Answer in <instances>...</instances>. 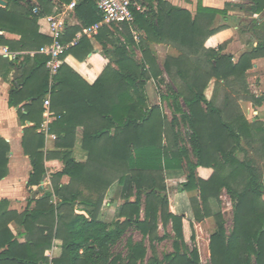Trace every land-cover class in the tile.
<instances>
[{
    "label": "trees",
    "instance_id": "obj_1",
    "mask_svg": "<svg viewBox=\"0 0 264 264\" xmlns=\"http://www.w3.org/2000/svg\"><path fill=\"white\" fill-rule=\"evenodd\" d=\"M6 1V6L0 5V30L19 34L21 38L8 40L0 35V44L15 52L40 50L51 41L39 32L38 25V19L51 12L49 7L34 13L33 0ZM251 1L253 4L245 7L250 14L264 13V0ZM231 7L232 3H227L225 9L200 4L194 13L160 1L157 7L149 6L146 11L134 9L133 25L147 37L137 44L131 30L133 25L122 24L125 42L108 26L100 29L97 39L112 57L97 81L86 84L82 90L87 111L97 114L92 128L86 127L84 131L86 162L75 161L69 149L46 155L42 150L44 135L38 129L43 121L46 95L51 91L55 97L64 90L70 70L65 57L72 53L84 60L93 51V45L88 37L82 36L69 47L62 56L63 63L52 88L46 67L48 57L34 55V67L20 81L23 88L32 79L35 82L25 105L29 112L25 117L35 125L26 129L24 137L25 153L33 167L28 183L33 197L21 214L0 212V264H202L198 249L190 251L187 245L196 237L194 222L170 211L164 177L165 170L170 168L186 171L185 181L173 189L198 191L190 198L195 219L215 220L216 230L210 240L212 264H264V173L243 144L245 140L250 143L253 130L264 133V123H251L246 118L238 104L242 98L226 94L218 104L215 91L211 97L207 92L213 81L226 87L235 82L244 84L254 59L264 56V38L260 36L258 45L243 52L237 60L222 53L224 44L218 49L204 46L207 38L222 28L215 26L217 16L226 15ZM75 10L81 24L70 27L63 35L64 41L102 19L97 0H82ZM260 19L243 23L241 31L256 35L263 25ZM149 42L171 44L179 53L168 55L160 64ZM132 46L140 48L142 56L137 58ZM30 59L26 56L25 62ZM6 60L11 66H18L17 58ZM73 75L81 78L75 72ZM152 79L160 88L164 87L155 100L150 91ZM23 88L12 91L11 104ZM244 89L247 90L246 85ZM247 99L256 106L264 104V95ZM162 101L168 103L171 116L162 111ZM65 109L69 112L67 106ZM59 118L50 127L52 132L54 126L64 123L65 117ZM178 120L182 121L184 131L176 130ZM180 136L186 142L182 148L178 144ZM57 138L65 137L58 133ZM259 139L264 156V134ZM56 144L59 145L58 139ZM9 152L8 142L0 138V180L8 173ZM53 158L60 159L64 166L52 173L51 187L42 188L48 173L47 162ZM200 166L213 168L209 179L198 175ZM65 174L71 178L66 185L61 183ZM116 182L126 191L125 201L120 205L122 219L107 223L99 217L106 194ZM223 191L233 204L230 229L226 227L224 214L214 213L209 201L219 198ZM160 221L164 227L171 224L173 231V250L162 256L156 245L166 238V234L161 236L159 232ZM12 222L23 228L18 234L26 238L25 242H20L18 234L11 230ZM130 227L141 232L143 239L136 242L128 237L127 253L123 255L113 247L123 240ZM56 241L61 242L59 256L53 254Z\"/></svg>",
    "mask_w": 264,
    "mask_h": 264
},
{
    "label": "crops",
    "instance_id": "obj_2",
    "mask_svg": "<svg viewBox=\"0 0 264 264\" xmlns=\"http://www.w3.org/2000/svg\"><path fill=\"white\" fill-rule=\"evenodd\" d=\"M36 4L35 7H39V9H44L46 6L50 8L51 12L42 15L38 19L39 32L43 35L50 37L49 35V25L47 21L43 18L46 15H49L55 11L56 8H61L65 4L69 2V0H33ZM135 3L142 7L140 11L148 10L149 6L157 7L159 2H168L172 5H176L179 7H183L185 9L190 10L191 12H196L198 6L201 4L205 7H212L217 9H225L227 3H232L233 7L228 8V12L226 15L219 14L215 21V26L222 27L218 32L211 35L207 38L204 43L206 48H215L218 49L221 45L224 44V48L222 50L223 54H231L234 56V59L240 57V55L251 49L252 47H256L259 41V33L255 35L254 32H249L251 35V40L245 41L243 39V34L241 33L240 27L245 22H251L254 18L258 17V14H250L245 7H249L253 4L251 0H134ZM48 8V10H49ZM261 20V19H260ZM262 21V20H261ZM81 24V20L77 14V11L74 10L70 12L66 18V31L73 26H77ZM90 26V25H89ZM108 26L109 29L114 32L116 37H119L123 42L125 39L122 35L123 29L122 24H104L102 27ZM132 26V25H131ZM87 27V26H86ZM101 27V28H102ZM85 28V27H84ZM83 28V29H84ZM100 28V29H101ZM82 31L76 33V36L73 39H70L66 42L76 43L82 36H86L90 39L93 45V51L89 53V55L84 59H80L78 56H75L72 53H69L64 62L67 66L72 70L67 71V79L65 81L64 90H61L58 95L52 96L51 94H47L46 98L50 97L51 100V111L53 115H48L46 113L45 102L43 104L44 113H43V121L41 126L38 129V132L43 133L44 135V147L43 151L46 155L49 152L53 151H62L67 150L72 151V156L77 162H86L88 160V152L83 147V139H84V131L86 127L92 128L93 124H95L97 120V114L95 112L87 111L86 105L84 102V95L82 94V90L85 88L86 84L92 85L94 84L99 76L103 73L107 65L111 61L112 53H108L104 51L103 44L97 39V34L86 35ZM132 33L134 35V39L136 44L140 42L141 38H147L144 31L139 30L135 25L132 26ZM0 35L4 36L5 39L8 40H18L21 38L19 34L11 33L8 31H1ZM263 38L262 36H260ZM75 43V44H76ZM74 44V45H75ZM150 47L153 50L154 55L157 57L160 64L163 63L165 58L168 55H177L179 50L176 47H173L168 43L161 42H149ZM109 47L112 49V44H109ZM9 49L8 46L0 44V138L5 139L9 146V163H8V173L7 175L0 180V212L1 210L8 211H17L18 213H23L26 209H28L29 198H32L33 195L29 191L28 183L30 175L33 171L31 159L29 155L25 153L24 148V137L26 129L33 127L35 123L29 118L25 117L29 112L25 108V105L29 103L27 100V95L30 90L35 85L33 79L29 81L25 88H23L24 84L20 82L24 79V75L28 74L29 71L34 67L35 61L32 59L35 54H43L36 50H26V51H15L11 53H15L16 56L12 57L8 55L4 49ZM109 48V49H110ZM134 52L137 55V58L142 56V52L140 48L137 46H132ZM18 55V56H17ZM30 56L29 62H25V57ZM45 55V54H44ZM6 57H9L10 61L17 58V65L24 64L23 67L20 68L18 66L9 65ZM254 66L251 72L264 71V56L258 57L254 59ZM16 69H18V78L16 79L15 73ZM24 70V71H22ZM44 71V69L42 70ZM25 72V73H24ZM27 72V73H26ZM73 72L78 74L81 78H77L73 75ZM43 76V73L42 75ZM42 80L37 79L38 81ZM257 79L255 81L260 87H263L262 92L264 91V77L262 80ZM260 83V84H259ZM152 86L150 88L152 98L155 100L158 98L156 92L154 91L155 86L152 82ZM231 87V86H229ZM23 91L18 93L17 97L14 99L15 103L11 104V93L13 90L18 89ZM214 88H208V97L209 92H211ZM156 90V89H155ZM235 96V95H234ZM45 98V99H46ZM65 106L68 107V111L65 109ZM258 107L257 111L254 110L261 118H264V106H256ZM260 108V109H259ZM167 114L171 116V111H167ZM63 115V116H61ZM59 116H61L59 118ZM65 117L64 123L61 125H57L53 127V132L51 131V125ZM95 127V126H94ZM58 133H61L65 138H57ZM69 135L66 137V134ZM33 135H31L32 137ZM57 139L59 140V145L56 144ZM28 141V139H27ZM47 166V177L42 181V188H50L52 184V173L61 170L63 168V162L58 158L50 159ZM198 175L203 179H209L213 174L214 170L211 167L200 166L197 169ZM166 183L171 186L173 193L169 195L170 199V210L172 213L177 215H185L188 219L194 222L195 229L198 233V238L200 232L204 231L206 228L209 233V237L211 233L215 229V221L212 217H206L205 220L198 222L195 219V214L191 206L190 198L198 194V191H178L173 189V186L185 181L186 173L184 169L181 168H170L165 170ZM71 181L69 175H63L61 178L62 184H68ZM224 194L226 192L224 191ZM223 196V195H221ZM39 197V196H37ZM229 209H223L222 202L223 199L221 197L220 204L215 201V198L210 199V206L214 213H218L220 211H216L222 208V213L225 218L229 215H233V204L229 195ZM2 201H6L2 204ZM125 201V188L120 185L118 182L114 183L108 190L106 194V198L104 201V205L102 207L99 219L105 221L107 223H113L114 221L120 218V205ZM35 205V202H32L31 207ZM227 210V211H226ZM78 212H84L83 210H77ZM10 228L13 233L16 235L18 232L23 231V228H20L15 222L10 223ZM207 226V227H206ZM209 230V231H208ZM197 238V241H198ZM18 240L20 242H25L26 238L24 236H19ZM60 241H56L54 243L53 254L59 256L61 254ZM209 245V242H208ZM210 253V249H209Z\"/></svg>",
    "mask_w": 264,
    "mask_h": 264
},
{
    "label": "rangeland",
    "instance_id": "obj_3",
    "mask_svg": "<svg viewBox=\"0 0 264 264\" xmlns=\"http://www.w3.org/2000/svg\"><path fill=\"white\" fill-rule=\"evenodd\" d=\"M258 17L261 18L262 21L260 20V22L263 23V25H262L261 28L257 29V32L259 33L260 36H262L264 38V13H260ZM241 33L243 34V39L245 41L249 42L251 40V35H250V33L247 32V30L245 32L241 31ZM251 69H249V70H251ZM249 70L247 72L244 84H242L240 82H237V83L235 82V84L233 86L226 87V86H223V84H221V82H219V83L217 82V84H215L214 81L211 82L212 83L211 87H213L214 89L211 92H209V95L212 96L214 91H215L216 102L218 104L222 103V101H223V99H224L226 94H228L231 97H235V98L240 97V98H242V99H240L238 101V104L240 106L239 107L240 111L246 116V118L251 123H261V122L264 123V118H261L256 112L254 113V110L257 111L258 107H256V105H254L252 101L247 99V98L251 97L252 95H259L260 92H262V90H263L262 88L263 87H260V85H258L255 81H257V79L259 81L263 79L264 71L251 72ZM166 81L171 83V80L169 79L168 76H166ZM152 82L154 83L155 89L158 92L156 94L159 97L158 94L162 93L161 89H163L164 87L160 88L157 85V82H156L155 79H152ZM244 85L247 86V90L244 89ZM258 86L262 90L260 88H258ZM155 89H154V91H155ZM261 95H264V91H263V93H261ZM259 106H264V104L263 105H259ZM161 108H162V111H164L166 114H167V111L170 110L168 103L165 102V101L161 102ZM262 109H264V108L262 107ZM177 117L180 118V116H177ZM176 130L184 131V125L182 124V121L178 120V123H177V126H176ZM252 133H253V137L249 141L250 143H246V140H245V142L243 144L247 147V150H249L250 155L256 160V162L258 163V165L261 168V171L264 173V156H263V152H262L261 141L259 139L264 133L260 132L259 130H253ZM179 140H180L178 142L179 147L180 148L184 147L185 144H186V142L184 141V137L180 136ZM242 156L243 155H241V157ZM181 169H183V168H181ZM184 171H185V169H184ZM185 173H186V171H185ZM164 177H165V182H166L165 172H164ZM166 185L168 187L167 195H168L169 208H170L169 195L171 193H173V190L171 189V186H169L167 183H166ZM221 195H223V196H221ZM221 195H220L219 198L214 197L215 201L220 204L219 201H220V199L222 197V199H223V202H222L223 209H229L230 204H229V198H227L228 194L225 195L224 191H223ZM216 211L222 212V208L219 209V210H216ZM203 220H205V218ZM203 220H196V221L201 222ZM232 224H233V215L232 216L229 215L227 217V219H226V227L230 229L232 227ZM206 230L207 229L205 228L204 231L200 232V235H199V238H198V233H197V231L195 229V232H196L195 240H190L187 243V245H188L190 251H192L193 249H198L202 264H212V262H211V249H210L211 235H210V238L208 239V237H209L208 234L209 233ZM215 230H216V223H215V229H214V231L212 233H214ZM159 232H160L161 236H164L166 234V238L160 240L156 244L157 245V251L160 254V256H162V254L167 253V252H171L173 250V238L171 237V235H173V231H172L171 224H168L167 226L164 227V225L160 221ZM168 235H170V236L168 237ZM128 237H132V239L134 241H136V242L137 241H141L143 239V235L141 234V232H139V231L135 230L134 228L130 227L127 230L126 234L124 235L123 240L120 241L119 243H117L113 247V250H115L116 252L122 253L123 255H126L127 249H126V246H125V242H126ZM197 238H198V241H197ZM145 241H147V239L145 240V238H144V242ZM208 242H209V245H208ZM209 249H210V253H209ZM149 253H150V251H149Z\"/></svg>",
    "mask_w": 264,
    "mask_h": 264
},
{
    "label": "built area",
    "instance_id": "obj_4",
    "mask_svg": "<svg viewBox=\"0 0 264 264\" xmlns=\"http://www.w3.org/2000/svg\"><path fill=\"white\" fill-rule=\"evenodd\" d=\"M82 0H70L61 8H56L55 11L43 18L49 25V35L51 41L43 45L39 52L45 54L48 59L46 67L49 71L50 88L55 83V76L59 72L62 66V56L69 49L70 46L76 42H66L63 40L64 31L66 28V18L68 14L76 9ZM98 9L102 14V19L97 23L87 26L83 29L84 34L92 35L96 34L104 24H123L127 23L133 25L135 20V10H142V7L135 3L134 0H97ZM39 7H34L33 12L37 13ZM4 51L15 57V53L9 52L7 48ZM51 94V91H49ZM46 113L53 115L51 111L50 97L45 99Z\"/></svg>",
    "mask_w": 264,
    "mask_h": 264
},
{
    "label": "water",
    "instance_id": "obj_5",
    "mask_svg": "<svg viewBox=\"0 0 264 264\" xmlns=\"http://www.w3.org/2000/svg\"><path fill=\"white\" fill-rule=\"evenodd\" d=\"M0 5L1 6H6L7 5V1L6 0H0ZM18 69H16V73H15V78L17 79L18 78Z\"/></svg>",
    "mask_w": 264,
    "mask_h": 264
}]
</instances>
